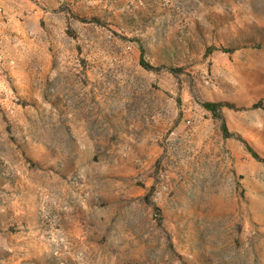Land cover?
I'll return each mask as SVG.
<instances>
[{
  "label": "rangeland",
  "instance_id": "obj_1",
  "mask_svg": "<svg viewBox=\"0 0 264 264\" xmlns=\"http://www.w3.org/2000/svg\"><path fill=\"white\" fill-rule=\"evenodd\" d=\"M0 264H264V0H0Z\"/></svg>",
  "mask_w": 264,
  "mask_h": 264
},
{
  "label": "trees",
  "instance_id": "obj_2",
  "mask_svg": "<svg viewBox=\"0 0 264 264\" xmlns=\"http://www.w3.org/2000/svg\"><path fill=\"white\" fill-rule=\"evenodd\" d=\"M205 106H206L207 108H211V107H210V106H211L210 103H206Z\"/></svg>",
  "mask_w": 264,
  "mask_h": 264
}]
</instances>
